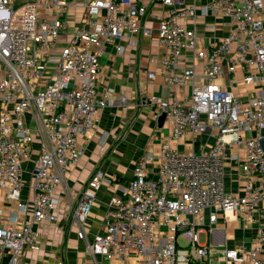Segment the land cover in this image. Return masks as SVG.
<instances>
[{"label":"built area","instance_id":"obj_1","mask_svg":"<svg viewBox=\"0 0 264 264\" xmlns=\"http://www.w3.org/2000/svg\"><path fill=\"white\" fill-rule=\"evenodd\" d=\"M157 1L167 12L154 40L166 48L161 63L166 86L174 93L168 99L154 96L152 102L172 124L171 134L156 156L137 161L131 181L111 198L104 232L94 236L89 254L125 260L134 249L141 264H207L209 246L200 244L198 235L203 212L211 211L210 224L218 212L254 223L258 207L264 206V191L253 184L255 176L264 180L262 137L242 135L264 129L263 2L214 0L203 7L202 13L221 11L231 21L229 34L205 51L198 45L197 30L180 23L196 21V7L186 0ZM70 7L83 8L84 16L59 48L69 29ZM147 13L136 0H35L19 7L13 0H0V189L17 202L12 224L28 210L20 197L23 164L29 161L34 191L31 218L19 228L0 226V250L10 251L9 264L21 262L26 246L37 250L40 234L35 224L59 221V193L68 186L82 154L78 138L94 132L101 110L114 103L100 89V58L109 44L126 40L137 47L141 36L152 37V28L144 24ZM186 50L192 52V65L182 68ZM202 62L205 82L194 85L189 96L179 97L176 90L193 80ZM224 66L231 74L241 71V84L254 85L257 94L243 102L219 85ZM230 82L238 80L232 77ZM210 128L215 143L209 150H177L175 144L186 130L198 136ZM36 141L40 148L33 158ZM228 146L245 152L246 185L239 197L224 186ZM153 162L150 174L147 166ZM103 181L104 173L94 172L70 205L80 239L85 238L84 226ZM224 259L227 264H264V228H259L252 246L226 248Z\"/></svg>","mask_w":264,"mask_h":264},{"label":"crops","instance_id":"obj_2","mask_svg":"<svg viewBox=\"0 0 264 264\" xmlns=\"http://www.w3.org/2000/svg\"><path fill=\"white\" fill-rule=\"evenodd\" d=\"M35 0H13L14 6L19 7L26 2ZM214 0H186L188 5H194L197 10L196 21L180 20L187 28H195L198 34V45L209 51L212 45L227 36L231 30V21L221 11L202 13V8ZM138 4L148 9L144 24L152 28V37L141 36L137 47L129 45L123 40L109 44L107 53L100 58L99 74L100 89L108 94L114 103L101 110L97 129L92 133H84L78 138V148L82 154L75 164L68 186L59 193V204L56 213L59 221H45L35 224L39 242L37 250L29 246L24 248L19 264H141L136 250H131L125 260H107L101 256L92 257L89 254L90 245L94 236L104 232L105 222L109 214V202L114 195L121 194L122 187L126 186L133 177V170L137 161L157 154L164 141L170 136L172 124L168 120L159 122V110L152 102L154 96L164 99L170 98L174 90L167 87L166 76L162 67V59L166 48L158 44L157 26L160 19L166 14L167 8L157 0H136ZM263 15L264 19V0ZM85 10L81 7H70L66 13L69 29L64 33L59 48L67 44L74 29L81 24ZM122 47L119 51L118 47ZM203 63L197 65L196 75L185 86L178 88L179 97L190 95L192 87L204 83L206 78L203 72ZM192 65V52L186 50L182 60V68ZM152 74V77H149ZM243 73L228 72L223 67V74L217 83L237 94L238 99L246 102L255 96L258 89L254 85L241 84ZM232 77L238 83L232 84ZM125 101L121 102L120 98ZM244 137L260 135L264 138V129L258 131H244ZM215 143L213 129L195 136L186 130L184 136L175 144L182 154L209 150ZM33 158L37 157L40 145L33 143ZM245 152L237 146H228L224 163L225 190L233 196H242L246 185V177L242 171ZM156 162L147 166L152 174ZM23 180L24 188L21 192V201L29 204L26 214H19L16 223L10 218L18 214L16 201L6 198L5 192L0 189V226L19 228L24 220L32 216L31 200L33 186L31 171L33 162H25ZM97 170L104 173L105 181L95 192L89 218L84 226L85 238L80 239L77 229L72 224L70 205L76 200L78 191L82 190L92 174ZM256 188L264 191V180L260 176L253 178ZM211 211L206 209L202 218L204 224L199 227V242L209 246L207 264H227L224 259L226 248H238L246 244L252 246L257 238L259 228H264V206L260 205L256 212V222L243 220L240 215L217 213V219L210 224ZM11 253L9 250H0V264H9ZM248 264V263H247Z\"/></svg>","mask_w":264,"mask_h":264},{"label":"water","instance_id":"obj_3","mask_svg":"<svg viewBox=\"0 0 264 264\" xmlns=\"http://www.w3.org/2000/svg\"><path fill=\"white\" fill-rule=\"evenodd\" d=\"M165 119H166V114H165V113L161 114V115L159 116V122H160V124H161ZM261 143H262V147H263V150H264V138H262Z\"/></svg>","mask_w":264,"mask_h":264}]
</instances>
